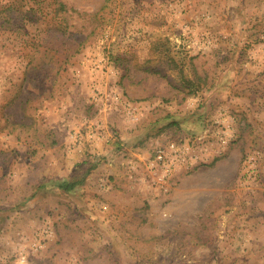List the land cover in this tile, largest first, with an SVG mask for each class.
Here are the masks:
<instances>
[{"label": "rangeland", "instance_id": "obj_1", "mask_svg": "<svg viewBox=\"0 0 264 264\" xmlns=\"http://www.w3.org/2000/svg\"><path fill=\"white\" fill-rule=\"evenodd\" d=\"M0 264H264V0H0Z\"/></svg>", "mask_w": 264, "mask_h": 264}, {"label": "trees", "instance_id": "obj_2", "mask_svg": "<svg viewBox=\"0 0 264 264\" xmlns=\"http://www.w3.org/2000/svg\"><path fill=\"white\" fill-rule=\"evenodd\" d=\"M54 10H56V13L57 12H63L64 11V5L60 2H57ZM5 18L6 17H4L2 20L5 21L6 20ZM60 187L63 188L65 191H70L74 188V185L73 184L72 185L63 184V185H60Z\"/></svg>", "mask_w": 264, "mask_h": 264}, {"label": "built area", "instance_id": "obj_3", "mask_svg": "<svg viewBox=\"0 0 264 264\" xmlns=\"http://www.w3.org/2000/svg\"><path fill=\"white\" fill-rule=\"evenodd\" d=\"M161 157H158V159H160ZM21 262H23V260H21Z\"/></svg>", "mask_w": 264, "mask_h": 264}]
</instances>
